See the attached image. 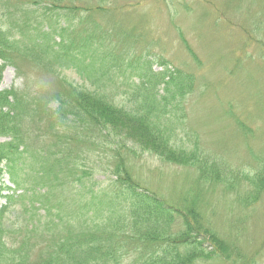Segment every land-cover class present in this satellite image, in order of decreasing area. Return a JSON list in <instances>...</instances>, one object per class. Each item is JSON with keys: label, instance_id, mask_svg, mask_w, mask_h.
<instances>
[{"label": "rangeland", "instance_id": "rangeland-1", "mask_svg": "<svg viewBox=\"0 0 264 264\" xmlns=\"http://www.w3.org/2000/svg\"><path fill=\"white\" fill-rule=\"evenodd\" d=\"M29 1L6 0L3 5L0 0V26L8 27L9 34L15 38L20 37L15 23L23 17L21 8L34 10L24 15L25 19H43L39 6H30ZM74 3L90 9L73 13L53 10L50 17L42 21L47 25L49 20L52 24H70L74 28H82L83 23L87 29L97 21L108 32L105 47L114 53L121 52L119 69L124 74H116L114 83L105 90L113 92L119 105L131 107L140 100L134 91V81H137V73L145 68L141 59L144 52L152 57L153 71L167 67L193 77L191 92L169 105L170 118L165 123L175 145L196 150L206 157L208 165L220 170L221 180L199 182L195 168L163 162L136 145L127 153L133 179L142 190L175 210H183L186 204L195 210L196 222L187 214V209L186 216L199 234L197 240L205 241L203 253H198L190 264H264V186L259 185L260 193L251 201L248 180L264 164V0H81ZM97 6L106 11L101 14ZM129 61L132 66L128 65ZM21 67L23 77L29 80V92L33 91L31 97L47 99L58 87L57 77L38 73L28 65ZM81 75L82 72L78 73L71 66L61 71V76L74 84L96 88L97 84ZM23 77L7 65L2 72L0 89L21 87ZM159 88L156 90L161 94L170 93ZM34 122L36 125L28 124L27 130L32 131L35 148L40 140L49 138L48 133L59 129V123L51 125L41 115H37ZM5 140L0 137V143ZM127 145L132 146V143ZM113 148L108 142L83 147L79 174L86 178L80 183L64 172L57 174L59 181L50 176V181L61 189L54 190L59 198L50 196V202L45 204L50 212L41 207L37 211L33 209L31 203L35 197L32 195L38 191L31 189V183L37 176V168L25 167L32 179L28 177L26 186L17 189L16 193L21 195L9 204L2 217L3 226L13 228L24 216L39 219L40 225L33 230L35 238L30 240L33 245L30 253H34L37 243L44 244L41 239L47 240L54 232L53 223L60 225V231L71 221L67 216L71 201H75L73 207L78 216L74 222L76 227L81 219L88 218L93 223L91 227L101 220L104 222L110 213V203L106 199L96 202L102 199V193L112 198L111 193L116 189L110 182ZM121 153L124 154V150L121 149ZM33 154L29 156L31 160ZM3 180L13 187L6 174ZM62 192L65 197L61 196ZM92 193L95 203L91 202ZM4 201L1 197L0 204ZM85 202L87 208L84 209ZM124 205L125 201L117 208L121 210ZM57 214L62 216V222L58 221ZM182 230L183 220L174 216L171 234ZM28 233L32 235L31 230ZM13 235L21 237L23 233ZM132 262L129 256L121 264Z\"/></svg>", "mask_w": 264, "mask_h": 264}, {"label": "trees", "instance_id": "trees-1", "mask_svg": "<svg viewBox=\"0 0 264 264\" xmlns=\"http://www.w3.org/2000/svg\"><path fill=\"white\" fill-rule=\"evenodd\" d=\"M59 1L62 0H31L28 3L39 6L42 20L48 19L49 13L57 9L65 10L64 13L80 9L88 12L90 9L74 3L81 0H67L69 3L64 4ZM5 3L3 0L2 4ZM96 9L101 14L106 11L101 6ZM20 10L23 17L15 23L19 27V38L11 36L8 27L0 26V80L7 65L14 67L21 77L24 76L21 66L28 65L38 73L57 77L58 87L47 99L31 97L33 91L29 92L26 77H23L21 87L0 89V137L7 139L0 143V197L5 198V203L0 205V264H121L129 256L133 262L127 264H190L198 253H203L202 243L205 241L197 240L199 234L195 233L191 227L193 223L186 216L187 209V214L196 222L195 210L190 204H186L183 210H175L162 199L142 190L133 179L127 153L136 145L163 162L195 168L199 182L221 180L220 170L208 165L206 157L200 156L196 150L175 145L165 123L170 118L169 105L191 92L193 77L167 67L163 71H153L152 57L144 52L141 59L145 68L137 73V81H134V91L140 100L131 107L119 105L113 92H107L105 88L114 83L116 74H124L119 69L123 55L107 50L104 43L108 32L97 21L92 22L90 29L83 23L82 28L52 24L50 20L47 25L37 18L33 21L25 19L24 15L34 13L31 7ZM69 65L97 84L96 88L74 84L62 77L61 71L70 68ZM128 65L132 66V63L129 61ZM159 86L162 91L170 93H159L156 90ZM37 115L44 116L51 125L59 123V129L48 133L49 138L40 140L39 146L34 148L32 131L27 129L28 124L36 125ZM100 142H108L115 151L110 182L116 189L111 193L112 198L102 193V199L96 202L108 200L109 215L104 222H94L92 227L93 223L85 217L87 219L79 220L81 223L76 227L74 222L78 216L73 207L75 201H71L72 207L67 214L71 221L60 231V225L53 223L56 226L54 232L47 236V240L41 239L44 244L37 243V251L30 253L33 246L30 240L35 238L33 230L41 222L24 216L13 228L3 226L2 217L9 204L21 195L2 194L9 189L2 181L3 174L7 173L16 189H23L26 179H32L25 167L37 168L31 189L38 193L32 195L36 203L33 200L31 204L36 211L41 207L50 212L45 204L50 202V196L59 198L54 190L61 191L53 180L50 181V176L59 181L57 174L64 172L65 176H73L75 182L80 183L86 178L79 174L83 147H96ZM128 142L132 146L127 145ZM32 154L33 160L29 158ZM248 180L253 201L260 193L259 185L264 186V164ZM61 196L65 197L63 192ZM90 197L95 203L93 193ZM123 201L125 205L119 210L117 207ZM82 208H87L86 202ZM57 215L58 221L62 222V216ZM174 216L181 217L184 230L172 235L170 224ZM28 228L32 235H29ZM15 233L23 235H13ZM7 238L13 241L9 242Z\"/></svg>", "mask_w": 264, "mask_h": 264}]
</instances>
